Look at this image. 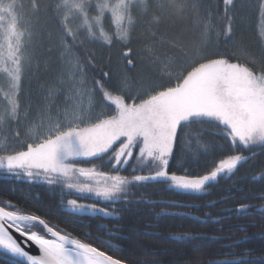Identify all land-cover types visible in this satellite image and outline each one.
Here are the masks:
<instances>
[{"label":"snow or ice","instance_id":"6c2138e0","mask_svg":"<svg viewBox=\"0 0 264 264\" xmlns=\"http://www.w3.org/2000/svg\"><path fill=\"white\" fill-rule=\"evenodd\" d=\"M235 7L234 0H223L222 13L217 9L214 15L204 0H52L51 4L30 0L28 5L24 0H0V131L21 121V87L34 60L33 41L41 12L51 11L50 19L57 29L63 66L57 82L63 86L66 76L73 94L72 103L57 108L53 114V104L47 101L59 89L55 84L47 85L46 103L37 113L38 119L25 125L24 138L17 130L11 136L14 144L0 143V170L5 180L27 177L29 181L59 186L63 206L59 210L67 216L91 212L102 214L101 219H122L119 212L124 209L118 210L115 205L132 203V188L154 183L185 194H207L213 182L235 176L243 164L254 159L253 148L264 154V0L257 5L262 44L258 55L243 42L233 40L235 13L231 8ZM92 11L96 14L92 15ZM106 14L110 28L104 25ZM186 19L199 30L195 39L170 31L178 21ZM141 25L142 35L150 42L145 55L149 63L161 69L157 76L137 74L133 78L127 71L113 74L102 67L89 75L90 69L98 67L96 52L89 45H129ZM132 52L126 47L120 53L125 68L135 67L129 58ZM110 63L111 56L103 67ZM204 124L217 129L213 135L221 136L227 148L215 141L203 142ZM189 137L195 140V149ZM178 141L183 145L182 156L195 164L200 163L201 156L215 157L217 151L225 154L206 161L204 171L196 175L190 174L184 167L186 160L180 159L177 167L184 174H177L170 169ZM244 151L252 154L244 155ZM85 163L91 167L81 166ZM129 164L141 174L121 175L120 170H126ZM106 166L109 171L100 170ZM253 178L264 182V171ZM64 189L94 195L112 207L65 199L72 193ZM260 199L264 200V193ZM137 202L157 203L143 199ZM163 203L168 208L190 207ZM251 207L240 204L236 211L245 212ZM170 214L181 215L162 209L156 216ZM214 219L221 223L223 218ZM85 235L91 238L90 233ZM177 235L180 239H199L202 234ZM249 235L257 234L246 233L240 240L232 238L230 246L237 247ZM259 235L264 238V230ZM106 243L112 247L111 241ZM32 245L39 254L26 250ZM0 264L124 261L53 224L47 212H25L11 201H0ZM221 264L249 262L229 253Z\"/></svg>","mask_w":264,"mask_h":264},{"label":"trees","instance_id":"16d2710c","mask_svg":"<svg viewBox=\"0 0 264 264\" xmlns=\"http://www.w3.org/2000/svg\"><path fill=\"white\" fill-rule=\"evenodd\" d=\"M42 3L51 4L52 0H41ZM208 3L209 0H204ZM25 5L30 0H24ZM211 3V2H209ZM235 8L231 12L235 13L234 38L237 42H243L253 54L258 55L262 44L260 40V31L254 33V27L261 23L258 10L259 0H234ZM212 4V3H211ZM210 4V5H211ZM212 11L217 13V9L222 13L223 0H215L211 5ZM95 15V11L91 12ZM39 22L36 23V35L33 41L35 56L32 65L26 70L25 77L21 87V120L25 112L30 118L35 114L36 108L44 103L46 96V86L58 84L59 72L61 69L59 63L60 49L58 48L57 29L51 17V11L39 14ZM248 20L246 25L244 19ZM104 25L110 28V19L105 15ZM219 28V24L217 23ZM144 25H141L132 36V43L129 45H114L111 48L101 47L100 45H89L96 52L97 68L90 69V74L103 71H110L113 74L121 70L127 71L133 78L137 74L144 76H157L158 66L149 63V58L145 55V48L150 46L142 35ZM172 33L181 32L187 39H195L198 36L196 29L189 20L178 21L171 29ZM51 33V35H49ZM221 46H224V38L221 37ZM130 47L135 67L125 68L120 53ZM231 49L232 43H228ZM179 54V53H177ZM111 56V63L108 67H103ZM59 60V61H58ZM157 67V69H155ZM97 78H99L97 76ZM205 131L202 133L203 142L215 141L227 145L221 136L213 135L216 128L204 124ZM193 131L197 126H192ZM22 130V123H12L5 127L3 134H10L14 131ZM189 140H192L189 137ZM191 147L195 149L196 142L192 140ZM183 145L178 141L174 145L175 158L171 161V171L177 174H184L183 169L177 167V161L185 159L184 167L189 173L196 175L202 173L205 169V162L213 158H218L225 153L217 151L215 157H200V163L195 164L187 161L182 156ZM137 150H134V152ZM255 152L254 159L243 164L236 175L231 179L221 178L218 182H213L208 189L207 194H185L180 189H166L163 185L149 183L145 187L132 188L129 199L133 201L129 204L117 203L115 207L124 209L119 212L121 218L108 217L101 219L100 215L88 212L86 214H76L67 216L59 209L61 190L59 186H50L42 180L29 181L27 177H21L19 180L9 178L5 180L3 170H0V201H11L25 212H36L44 215L47 212V218L53 224L70 232L72 236L92 243L94 246L104 250L102 241L104 238H112L116 227H119V233L124 236L120 239V253L116 257L122 259L126 264H221L224 257L231 253L236 257L243 256L249 264H264V238L259 233L264 230V200L260 199L264 193V182L254 179L256 174L264 171V154L261 150L253 148ZM244 155L249 152L244 151ZM92 163L100 165V160H93ZM87 164V163H86ZM91 165V164H87ZM255 165L254 167H250ZM101 171H109V167H102ZM115 174V173H113ZM120 174L132 176L141 174L134 172L131 164L126 170L121 169ZM239 175V176H238ZM65 199H78L80 203L97 204L101 208L111 209V205L99 201L91 194H78L74 190L64 189ZM87 196V198H81ZM155 201V205L149 203H138L137 201ZM163 202H175L178 205H189L190 207H171L168 208ZM214 202V203H213ZM240 204L252 205L245 212H237ZM39 208V211H37ZM51 211H48V210ZM167 209L170 213H180L181 215H162L156 216V213ZM191 213V215H183ZM215 217H222V222L217 223ZM200 218H206L210 222H201ZM103 225L104 227H98ZM246 229V231H243ZM116 230V231H118ZM86 233L91 234V238L86 237ZM180 233H201L199 239H180L177 234ZM247 234L256 233L255 237L249 235L246 240H241L237 247H231L232 238L240 240ZM112 234V235H109ZM99 237V239H97ZM117 240V241H118ZM116 242V241H114ZM118 243V242H116ZM113 246V245H112ZM114 247V246H113ZM119 254V255H118Z\"/></svg>","mask_w":264,"mask_h":264},{"label":"rangeland","instance_id":"374dc122","mask_svg":"<svg viewBox=\"0 0 264 264\" xmlns=\"http://www.w3.org/2000/svg\"><path fill=\"white\" fill-rule=\"evenodd\" d=\"M209 2H211L212 4H214L215 3V0H209ZM211 3H209V4H211ZM213 14L215 15V12H213ZM244 22H245L246 25L248 24V20L246 18L244 19ZM253 29H254V33L257 30L258 31L261 30L259 23H257V26L254 27ZM233 40L236 41V39L234 37H233ZM58 59L60 60V61L59 60L58 61H59L60 66H61V69H60V72H59V77H60V74L62 72V67H63L62 66V62H61V53L59 54V58ZM155 69H157V67ZM158 70H159V72L161 71V69H159V68H158ZM64 80H65V84L63 86H61L58 83L59 86H61V87H59L60 89H59L57 95L54 98H50L47 101L48 103H52L53 104V114H55V111H56L57 108L63 109L68 104H71L72 103L71 97H72L73 94L69 90V86H68V83H67V77L66 76L64 77ZM46 95H47V93H46ZM45 103H46V101L44 100V103L39 108L38 107L36 108L37 110L35 111V114L31 118L28 115H27V119H25V116L22 117V120H21V123H22L21 139L24 138L25 125L26 124H29L30 122L38 119L37 113L40 111L41 108L44 107ZM83 103L85 105H87V97H84L83 98ZM11 136H12V132L10 134H3V133L0 132V143L14 144V142L11 140ZM81 166L91 167V165H87L86 163L85 164H82Z\"/></svg>","mask_w":264,"mask_h":264},{"label":"flooded vegetation","instance_id":"af4514ba","mask_svg":"<svg viewBox=\"0 0 264 264\" xmlns=\"http://www.w3.org/2000/svg\"><path fill=\"white\" fill-rule=\"evenodd\" d=\"M119 227H116L115 228V230H113V231H115V232H117V233H114L113 234V237L111 238H104L103 240H105L104 242H102L103 243V245H104V250L109 254V255H112V256H114V257H116V255H117V253H120V251H121V248L122 247H120L121 245H119V241H120V239L118 240V238L119 237H121V236H124V234H122V232H120L119 233ZM116 230H118V231H116ZM118 240V241H117ZM107 241H111V244L114 246H112V247H109V245H108V243H106ZM114 241H116V242H118V243H116V242H114ZM119 255V254H118ZM117 258V257H116Z\"/></svg>","mask_w":264,"mask_h":264},{"label":"water","instance_id":"95a60500","mask_svg":"<svg viewBox=\"0 0 264 264\" xmlns=\"http://www.w3.org/2000/svg\"><path fill=\"white\" fill-rule=\"evenodd\" d=\"M253 153H255V152H253ZM251 154L252 153H249V154H246V155H251ZM26 250L30 251V254H39V250H38V248L35 245H32V247L30 249L26 248ZM219 262H221V261H219ZM124 264H126V263L124 262Z\"/></svg>","mask_w":264,"mask_h":264},{"label":"bare ground","instance_id":"6f19581e","mask_svg":"<svg viewBox=\"0 0 264 264\" xmlns=\"http://www.w3.org/2000/svg\"><path fill=\"white\" fill-rule=\"evenodd\" d=\"M239 176V175H238Z\"/></svg>","mask_w":264,"mask_h":264}]
</instances>
